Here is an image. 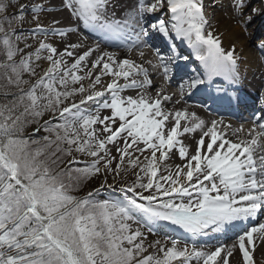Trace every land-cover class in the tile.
Here are the masks:
<instances>
[{
    "label": "snow or ice",
    "instance_id": "obj_1",
    "mask_svg": "<svg viewBox=\"0 0 264 264\" xmlns=\"http://www.w3.org/2000/svg\"><path fill=\"white\" fill-rule=\"evenodd\" d=\"M216 10L264 0H0V264H264V84L238 127L188 103L264 80Z\"/></svg>",
    "mask_w": 264,
    "mask_h": 264
},
{
    "label": "rangeland",
    "instance_id": "obj_2",
    "mask_svg": "<svg viewBox=\"0 0 264 264\" xmlns=\"http://www.w3.org/2000/svg\"><path fill=\"white\" fill-rule=\"evenodd\" d=\"M210 0H206V3H209ZM209 15H213L212 9L208 10ZM216 18L219 20V23L216 24L215 20L213 21L214 25L219 29L220 32L224 33L223 39L225 42V46H227L230 43H236L237 47L239 46L240 42L246 43L247 45V49H249L250 51H254L255 52V48H254V44L253 41L254 40H258L261 37H264V25L259 26V21L258 18L256 19L255 23L251 26V28L249 29V31L252 33L251 36H247V35H233L232 32L233 29L230 27V21H228L227 19H225L222 14L220 13L219 10H216V12L214 13ZM237 31H240L239 29H237ZM103 179V177H101L100 179H94L92 180L87 187L84 189L83 192H81L80 194L83 195V193H87L86 191H91L95 188H100V184H101V180ZM133 179H135L134 176H132L131 174H129L126 178L127 183H130ZM108 184L109 185H113L110 189L112 190L113 194H117L119 193L117 191V189L120 187L119 183H114L113 180L111 179V177L108 178ZM105 188V187H104ZM84 194V195H85ZM109 199H114L112 195L109 196ZM174 235V234H173ZM156 238H160V236H150L149 239H156Z\"/></svg>",
    "mask_w": 264,
    "mask_h": 264
},
{
    "label": "bare ground",
    "instance_id": "obj_3",
    "mask_svg": "<svg viewBox=\"0 0 264 264\" xmlns=\"http://www.w3.org/2000/svg\"><path fill=\"white\" fill-rule=\"evenodd\" d=\"M54 2H58V0H54ZM263 20L264 19H262V22H263ZM233 31L234 32H232L233 33V35L235 36V35H245L243 32H241V31H237V29H233ZM236 37V36H235ZM243 45V47H244V52H245V54H249V53H252L249 49H247V45H246V43H243V42H240L239 43V46H238V48H240L241 46ZM150 56V55H149ZM248 78H249V76L247 77V80H248ZM247 80L245 81V83L247 82ZM252 83H253V81H255V83H261V85L262 84H264V80H261V77H260V74H256L255 76H252L250 79H249ZM172 87H173V90H175V87H176V84L173 82V85H172ZM260 90H261V88L259 89V91L258 92H260ZM189 105H191L192 107H191V109L190 110H194V111H197L201 116H204L206 119H212V118H223V117H217V116H215V115H213V114H210V113H205V111H204V109H202V108H199V107H196V106H194V105H192V104H190L189 103ZM225 119V118H224ZM225 121L226 122H229L227 119H225ZM233 126H235V125H233ZM248 126V125H247ZM246 126V127H247ZM237 127V126H236ZM173 160H174V162L175 163H179L180 161L178 160V159H176L175 157L173 158ZM215 241H213V243H214ZM257 260H260L261 259V257L259 256V255H257Z\"/></svg>",
    "mask_w": 264,
    "mask_h": 264
},
{
    "label": "trees",
    "instance_id": "obj_4",
    "mask_svg": "<svg viewBox=\"0 0 264 264\" xmlns=\"http://www.w3.org/2000/svg\"><path fill=\"white\" fill-rule=\"evenodd\" d=\"M87 192V191H86ZM85 193H83V195H84ZM108 195H112V196H115V198L119 195V193L118 194H113V192L112 191H109V190H105V191H100V194H99V196L97 197L98 199H103V198H109V197H107Z\"/></svg>",
    "mask_w": 264,
    "mask_h": 264
}]
</instances>
